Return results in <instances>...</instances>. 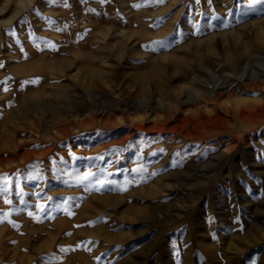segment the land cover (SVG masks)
<instances>
[{"label":"rangeland","instance_id":"rangeland-1","mask_svg":"<svg viewBox=\"0 0 264 264\" xmlns=\"http://www.w3.org/2000/svg\"><path fill=\"white\" fill-rule=\"evenodd\" d=\"M262 63L254 0H0V264H264Z\"/></svg>","mask_w":264,"mask_h":264},{"label":"bare ground","instance_id":"bare-ground-1","mask_svg":"<svg viewBox=\"0 0 264 264\" xmlns=\"http://www.w3.org/2000/svg\"><path fill=\"white\" fill-rule=\"evenodd\" d=\"M242 69V68H241ZM245 71H246V69H243V71H239L240 73H239V76H238V78H236V81H243V80H245V79H248V80H250V81H254L255 83H257L258 85H257V87H259V86H261L262 87V85L264 84V82H263V78H264V63H262V68H260V69H258L256 72H259V74L257 75V76H249V77H245L244 79H243V77H244V75H245ZM256 86H251V88H257ZM212 91V92H211ZM209 90V89H207L206 90V95H208V96H211V93H213L214 91H217V92H219V94H225V91H226V86H217V87H212V90ZM260 102V101H259ZM261 105V104H260ZM259 105V106H260ZM256 106H258V104H256V105H252V102H251V104H250V106L248 107V108H244V110L246 111V110H249V111H252V110H254L255 108H256ZM105 110H106V108H105ZM223 110H225V118L226 117H228V118H232V119H234V118H236L238 115H237V110H235V109H231V108H226V107H223ZM98 111H100V109L99 108H95V112H94V114L95 115H98V113H103V111H100V112H98ZM107 111V110H106ZM221 111V110H220ZM252 112H254V111H252ZM109 112H106V113H103V115L101 116V119L103 118L104 119V117H106L105 115H107ZM222 113V112H221ZM221 113H219V114H221ZM105 114V115H104ZM215 114V113H214ZM217 114V113H216ZM223 114V113H222ZM111 115V114H110ZM224 118V119H225ZM110 118H108V119H106V120H109ZM105 120V121H106ZM230 122V121H229ZM226 123V122H225ZM184 146V145H183ZM182 147V146H181ZM180 148V147H179ZM28 152V151H27ZM30 152V151H29ZM12 153H14V152H12ZM31 153V152H30ZM43 153V152H42ZM15 154H16V156H23L22 158H24L25 159V157H24V155H26V153L25 154H23V153H16L15 152ZM10 156V155H9ZM21 158V159H22ZM1 159V158H0ZM7 160H8V158H6ZM21 159H20V161H21ZM1 160H4V159H1ZM15 160V159H14ZM27 160V159H26ZM29 160V159H28ZM27 160V161H28ZM20 161H19V165H20ZM23 161V160H22ZM27 161H25V162H27ZM15 162V161H14ZM18 162V161H17ZM29 162V161H28ZM24 163V162H23ZM11 164V163H10ZM22 164V163H21ZM3 166V165H2ZM8 166V165H7ZM15 166V165H14ZM22 166V165H21ZM20 166V167H21ZM24 166V165H23ZM20 167H18L19 169H20ZM9 168V167H8ZM16 168V167H15ZM17 170V169H16ZM9 171V170H8ZM9 173V172H8ZM4 174V173H3ZM7 174V173H6ZM102 197V196H101ZM92 207V206H91ZM85 216H86V214H85Z\"/></svg>","mask_w":264,"mask_h":264},{"label":"snow or ice","instance_id":"snow-or-ice-1","mask_svg":"<svg viewBox=\"0 0 264 264\" xmlns=\"http://www.w3.org/2000/svg\"><path fill=\"white\" fill-rule=\"evenodd\" d=\"M103 2V0H102ZM153 3H157V4H162L164 2V0H152ZM197 2H199V0H197ZM254 2H260V3H264V0H254ZM135 7H140V5H135ZM159 46L161 47H167L168 44L166 42H158ZM0 67H3L2 64H0ZM7 90V89H5ZM61 251H66V249H61Z\"/></svg>","mask_w":264,"mask_h":264}]
</instances>
